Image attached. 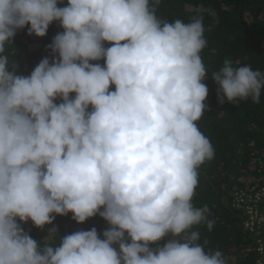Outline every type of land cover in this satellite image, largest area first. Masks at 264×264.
<instances>
[{
  "label": "clouds",
  "instance_id": "clouds-1",
  "mask_svg": "<svg viewBox=\"0 0 264 264\" xmlns=\"http://www.w3.org/2000/svg\"><path fill=\"white\" fill-rule=\"evenodd\" d=\"M59 2L0 0V264H229L200 243L198 226L215 220L193 203L198 169L214 157L197 124L203 17L163 19L160 0ZM54 21L63 31L47 46L51 64L18 74L16 32L43 37ZM211 79L221 104L260 103V70L225 59ZM69 212L110 227L103 239L94 227L63 238L52 227L43 241L21 227Z\"/></svg>",
  "mask_w": 264,
  "mask_h": 264
},
{
  "label": "trees",
  "instance_id": "trees-1",
  "mask_svg": "<svg viewBox=\"0 0 264 264\" xmlns=\"http://www.w3.org/2000/svg\"><path fill=\"white\" fill-rule=\"evenodd\" d=\"M65 6L67 0L57 4V7ZM157 14L169 21L179 18L185 23L193 16L203 17L206 46L200 55L207 70L202 83L208 93L204 101L206 111L197 124L209 139L214 157L198 169L193 203L196 207L206 205L209 219H214L215 225L212 231L204 225L198 226L200 243L206 242V250L222 251L229 258V264H254V256L244 254L251 241L243 228L245 217L237 209L233 193L239 179L249 183L254 178L257 172L252 161L264 151V91L260 103H253L249 98L235 103L225 99L221 104L217 97L218 85L211 75L223 66L225 59H230L234 67L248 65L264 72V0H160ZM27 28L28 25L18 30L12 38L16 71L24 76L30 75L43 58H48L51 64L53 54L47 46L63 31L58 21L49 25L43 37L27 34ZM104 46L111 45L105 42ZM90 63L103 66L104 60ZM110 90H114V86H110ZM56 102L59 103V99ZM17 222L20 223L18 218ZM21 227L33 240L43 241L52 227L57 229L60 238L94 227L103 239L102 233L110 225L98 213L78 224L69 212L64 216L56 215L52 224L42 228H36L30 220ZM169 239L170 234L162 238L159 245L162 247ZM113 247L118 251V245Z\"/></svg>",
  "mask_w": 264,
  "mask_h": 264
},
{
  "label": "built area",
  "instance_id": "built-area-1",
  "mask_svg": "<svg viewBox=\"0 0 264 264\" xmlns=\"http://www.w3.org/2000/svg\"><path fill=\"white\" fill-rule=\"evenodd\" d=\"M252 162L256 166V175L249 183L239 179L233 198L245 217L242 225L251 241L244 254L254 256V264H264V151Z\"/></svg>",
  "mask_w": 264,
  "mask_h": 264
}]
</instances>
